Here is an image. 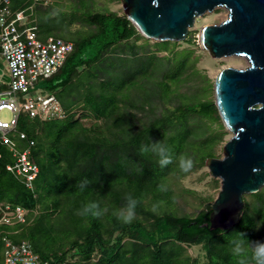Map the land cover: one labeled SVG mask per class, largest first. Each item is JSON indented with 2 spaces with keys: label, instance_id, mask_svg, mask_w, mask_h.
Instances as JSON below:
<instances>
[{
  "label": "trees",
  "instance_id": "16d2710c",
  "mask_svg": "<svg viewBox=\"0 0 264 264\" xmlns=\"http://www.w3.org/2000/svg\"><path fill=\"white\" fill-rule=\"evenodd\" d=\"M32 1L14 0L12 8L30 6ZM87 2L78 0L79 8L74 10L78 14L70 20L88 29L77 32L74 40L53 36L72 43L73 51L58 72L45 79L51 85L44 90L59 101L57 90L74 83L84 69L102 65L108 73L117 75L125 72V66L114 69L113 64L128 58L143 63L131 75H139L140 84L135 85L133 77L120 82L115 77L101 79L87 85L91 90L79 118H75L77 110H68V105L63 109L64 119L19 120L18 129L35 143L31 159L39 172L27 188L6 172L4 165L11 158L0 147V203L27 211L26 223L2 226L0 232L8 233L13 243L28 242L33 252L50 264H236L232 248L237 233L249 242H264V186L255 194L243 196L242 215L227 230L209 229L211 202L195 215L174 209L176 196L170 180L186 173L179 169L178 157L183 154L191 158L189 171L199 170L216 158V146L225 136L217 108L213 101L206 103L198 95L188 98L179 93L183 76L186 80L192 76L186 73L184 61L179 68L174 66L176 43H156V52L144 51L140 58L130 42L142 36L125 14L93 13ZM116 47L119 49L114 52ZM160 52L167 55L158 56ZM171 59L174 65H170ZM94 75L91 73L92 79L98 78ZM80 117H90L97 123L88 126ZM194 122H198V128L193 127ZM212 124L219 130L211 129ZM156 142L166 145L173 157L165 168H160L156 156L140 151L142 145ZM26 145L23 141L19 146ZM85 179L89 184L81 191L76 185ZM160 184L168 190L158 191ZM128 194L139 203L135 219L125 224L113 213L125 205ZM89 202L99 204L101 217L78 215ZM157 203L159 208L153 212L152 205ZM56 219L67 224L64 238L57 236L53 227ZM40 243L46 245L47 254L41 253ZM192 246L200 247L204 260L187 253ZM1 249L0 241V253Z\"/></svg>",
  "mask_w": 264,
  "mask_h": 264
},
{
  "label": "water",
  "instance_id": "95a60500",
  "mask_svg": "<svg viewBox=\"0 0 264 264\" xmlns=\"http://www.w3.org/2000/svg\"><path fill=\"white\" fill-rule=\"evenodd\" d=\"M120 3L138 33L156 43L184 41L198 17L219 8L227 10L225 20L202 28L200 44L212 58L240 57L248 63L241 69L224 68L215 78L214 105L232 136L224 144L222 158L206 164L210 176L220 183L211 204L209 229L232 228L242 215L243 196L264 186V0Z\"/></svg>",
  "mask_w": 264,
  "mask_h": 264
},
{
  "label": "rangeland",
  "instance_id": "374dc122",
  "mask_svg": "<svg viewBox=\"0 0 264 264\" xmlns=\"http://www.w3.org/2000/svg\"><path fill=\"white\" fill-rule=\"evenodd\" d=\"M43 1L44 2H40L34 6L35 16L39 18L38 32L40 33V36L51 35L56 37L58 36L63 39L74 40V35H76L77 32L83 33L88 29L87 27H83V25L80 24L79 21L75 20L71 22L70 20L71 16L78 14L76 13V11H74L75 9L79 8L78 0ZM87 1V8L93 13L105 11H111L117 14L123 13L120 0ZM226 16L227 10L223 8H219L210 13H206L195 20L193 27L189 30L188 36L184 41L174 42L177 44V46L174 48V52H178L175 57L177 63L174 65V60H172V58V61H170V65H174L176 67L178 66V64H181V61H184L183 67L185 68V70H187L186 73H191L192 77L188 80H186L185 76H183L184 79L182 78L183 82L180 85L179 90V93L182 92L184 94H187L188 98L190 97V95L194 94V96L198 95L199 98H201V100L206 103H209L210 101H213V103H215L214 84L218 72L224 68L241 69L248 65L247 61L240 57H225L221 59L212 58L208 54L207 50L204 49L200 44V31L202 30V28L205 26L217 25L225 20ZM46 17L48 18V20ZM57 17H60L61 19ZM155 44L156 42L145 39L144 37H140L139 39L132 40L130 42V46L135 47L138 57L140 58L143 56L142 54L144 51H146L147 54L156 52L157 46ZM118 49L119 47H116L113 49V51L116 52L118 51ZM157 55L166 56L167 52H160ZM117 62L118 63L116 65L113 64L114 69H119L121 66H125V72H119L117 73V75H114V71L108 73L104 67H101L102 65L96 67L93 66V68L90 67L89 69H84L83 72H81L78 78L74 81V83L58 89L56 95L61 102L60 104L62 105L63 109L66 110V108L64 107L70 105L71 107L68 108V110H77L75 118H79L78 116L82 114V107H85L83 101H85L86 95L91 90L87 87V85H89V83L97 84L101 81V79L109 78L111 80L115 77L116 81L120 82L123 79H129L130 77H133L134 80H132V82H134V84L136 83L135 85H139V75H131L134 72L133 70L138 66H142L143 63L141 64V62L133 61L130 58L125 61L119 60ZM166 65L167 64L159 69L160 71L158 72V74L162 73ZM188 69H190V71ZM0 70L2 72V75H8V69L2 57H0ZM91 73H95L94 76H97L98 78L92 79ZM50 85L51 82L49 81L39 80L36 88L45 89ZM132 97L135 98L137 96L133 95ZM74 104H76V107H73ZM0 117L1 119L7 121L11 120L12 118L10 113L7 111H2L0 113ZM80 118L81 121L88 126L92 125V123H97L90 117ZM198 126V122H194L193 127L198 128ZM210 128L213 130H217L218 126L217 124H212L210 125ZM223 131L225 132V136L223 137V141L216 146V158H222L224 152V144L232 136V133L226 130L224 126ZM10 137L15 142H18L16 135ZM213 180H217V182H214ZM170 182V187L174 193V196H176L174 201V209L178 210L180 214L188 215H195L197 212L202 210L206 204L210 202L213 203L220 188L219 180L210 176L207 166L199 170L188 171L186 173H183L182 175H175L171 178ZM53 224H55V226L53 227L57 229V236H63L64 238L67 235V230L64 229V226H67V224H65V221L63 219H56L54 220ZM37 245L38 248L43 250L41 253H48L45 244L40 243ZM127 247L128 245L125 246L126 249ZM186 251L193 258L199 257L200 259L204 260L203 252L201 251L200 247L192 246Z\"/></svg>",
  "mask_w": 264,
  "mask_h": 264
},
{
  "label": "built area",
  "instance_id": "2783aa9c",
  "mask_svg": "<svg viewBox=\"0 0 264 264\" xmlns=\"http://www.w3.org/2000/svg\"><path fill=\"white\" fill-rule=\"evenodd\" d=\"M14 0H0V56L8 69L7 79L0 75V113L7 111L11 120L0 117V147L11 158L6 172L31 188L39 168L31 159L33 140L18 129L19 120L64 119L66 112L55 95L37 89L39 80L55 75L73 51V44L60 38L39 36L34 6L43 0H33L27 7L13 9ZM16 135L18 142L10 136ZM27 143L20 148V142ZM3 154L0 151V170ZM27 211L18 205L0 203V227L26 223ZM2 264H50L33 252L31 245L13 243L5 231L0 232Z\"/></svg>",
  "mask_w": 264,
  "mask_h": 264
},
{
  "label": "clouds",
  "instance_id": "9594fccd",
  "mask_svg": "<svg viewBox=\"0 0 264 264\" xmlns=\"http://www.w3.org/2000/svg\"><path fill=\"white\" fill-rule=\"evenodd\" d=\"M55 14V13H53ZM141 153H151L158 158L157 163L160 168H165L173 162L170 149L161 142L152 143L147 146H141ZM178 166L182 172H188L192 166L193 161L191 158L180 155L178 157ZM89 184L87 179L77 183V188L81 191ZM168 189L166 185L160 184L158 191L166 192ZM125 205L113 213L116 218L125 224H130L136 217V208L139 201L131 194L125 196ZM159 208V203L152 205V211L156 212ZM78 215L83 217L99 218L103 215V210L96 202H89L85 204ZM234 246L232 254L236 258V264H264V242L261 241H247L242 233H237L234 237ZM2 257V254H1Z\"/></svg>",
  "mask_w": 264,
  "mask_h": 264
},
{
  "label": "bare ground",
  "instance_id": "6f19581e",
  "mask_svg": "<svg viewBox=\"0 0 264 264\" xmlns=\"http://www.w3.org/2000/svg\"><path fill=\"white\" fill-rule=\"evenodd\" d=\"M227 17V16H226ZM226 19V18H225Z\"/></svg>",
  "mask_w": 264,
  "mask_h": 264
},
{
  "label": "crops",
  "instance_id": "0c3cea01",
  "mask_svg": "<svg viewBox=\"0 0 264 264\" xmlns=\"http://www.w3.org/2000/svg\"><path fill=\"white\" fill-rule=\"evenodd\" d=\"M1 57V56H0ZM6 76V75H5Z\"/></svg>",
  "mask_w": 264,
  "mask_h": 264
}]
</instances>
